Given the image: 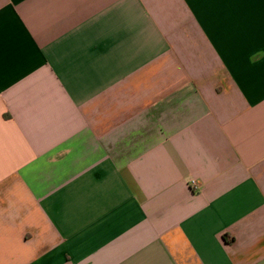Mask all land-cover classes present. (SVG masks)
Returning <instances> with one entry per match:
<instances>
[{"label":"crops","instance_id":"crops-1","mask_svg":"<svg viewBox=\"0 0 264 264\" xmlns=\"http://www.w3.org/2000/svg\"><path fill=\"white\" fill-rule=\"evenodd\" d=\"M0 264H264V0H0Z\"/></svg>","mask_w":264,"mask_h":264},{"label":"built area","instance_id":"built-area-1","mask_svg":"<svg viewBox=\"0 0 264 264\" xmlns=\"http://www.w3.org/2000/svg\"><path fill=\"white\" fill-rule=\"evenodd\" d=\"M190 185H191V189H192L194 192L199 191L200 186H199V183H198L197 181H194V180L191 181Z\"/></svg>","mask_w":264,"mask_h":264}]
</instances>
